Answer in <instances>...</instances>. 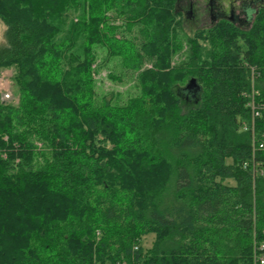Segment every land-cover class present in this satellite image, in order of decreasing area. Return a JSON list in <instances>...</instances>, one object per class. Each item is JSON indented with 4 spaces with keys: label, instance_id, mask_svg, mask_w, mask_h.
<instances>
[{
    "label": "trees",
    "instance_id": "1",
    "mask_svg": "<svg viewBox=\"0 0 264 264\" xmlns=\"http://www.w3.org/2000/svg\"><path fill=\"white\" fill-rule=\"evenodd\" d=\"M185 19L180 0H0V264H259L264 7ZM114 59L126 95L98 90Z\"/></svg>",
    "mask_w": 264,
    "mask_h": 264
},
{
    "label": "rangeland",
    "instance_id": "2",
    "mask_svg": "<svg viewBox=\"0 0 264 264\" xmlns=\"http://www.w3.org/2000/svg\"><path fill=\"white\" fill-rule=\"evenodd\" d=\"M191 2L194 4L195 8V19L188 18L185 16V24H184V30L186 33L191 34L195 29L208 26L211 23L210 14L209 11L213 8L212 5H217V2L214 1L213 4L209 0H180V8L184 10V12H188L190 8ZM236 2V7L231 9L232 15H236V18L239 20L240 24L242 26H247L250 24V22L247 21V16L245 15L244 8L250 0H234L232 2L233 4ZM264 4V3H263ZM225 5V4H224ZM256 6H259V4H256ZM223 8H225L223 6ZM222 12L223 10H221ZM242 22V23H241ZM3 31H4V25L0 22V45L3 44ZM183 56L179 55L176 57V61L182 58ZM102 66L95 72V78L97 80V86L99 91L109 92H121L123 95H126L128 92H132V82L126 81L125 83L121 84L119 82H114L109 79L110 73H116L119 72V64L117 63V59L111 60L108 63H102ZM12 76H13V70L12 69H5L0 71V81H9L11 82L12 86ZM8 79V80H7ZM2 84V83H1ZM18 97L14 96V100L12 102L17 103ZM154 237L153 235H149L144 238V248H150L152 241Z\"/></svg>",
    "mask_w": 264,
    "mask_h": 264
},
{
    "label": "flooded vegetation",
    "instance_id": "3",
    "mask_svg": "<svg viewBox=\"0 0 264 264\" xmlns=\"http://www.w3.org/2000/svg\"><path fill=\"white\" fill-rule=\"evenodd\" d=\"M209 1H211L212 4L214 1L217 2V5L213 4L212 5L213 8L209 11L210 19H212L211 23L209 25L216 23L218 20H220L222 18L229 19L232 22L241 25L239 20L236 18V15H234V14L232 15V13H231L232 12L231 9L236 7V2L234 4L232 3V2H234V0H209ZM263 3H264V0H250L248 5H246V7L244 8V11H245V15L247 16L246 18H247L248 22H250V23L252 22L254 14H255L257 9H259L260 7H264ZM256 4H259V6L255 7ZM223 6L225 8H223ZM220 8H222L221 9V10H223L222 12L219 11ZM185 16H187L191 20H192V18L195 19V8H194V4L192 2L190 4V8H189L188 12H185Z\"/></svg>",
    "mask_w": 264,
    "mask_h": 264
},
{
    "label": "built area",
    "instance_id": "4",
    "mask_svg": "<svg viewBox=\"0 0 264 264\" xmlns=\"http://www.w3.org/2000/svg\"><path fill=\"white\" fill-rule=\"evenodd\" d=\"M0 95H1V99L5 102L13 100L11 82L3 81V80L0 81ZM263 249H264V245L260 247V250ZM255 261L259 264H264V255L263 254L256 255Z\"/></svg>",
    "mask_w": 264,
    "mask_h": 264
},
{
    "label": "water",
    "instance_id": "5",
    "mask_svg": "<svg viewBox=\"0 0 264 264\" xmlns=\"http://www.w3.org/2000/svg\"><path fill=\"white\" fill-rule=\"evenodd\" d=\"M191 82H194V80H192Z\"/></svg>",
    "mask_w": 264,
    "mask_h": 264
}]
</instances>
